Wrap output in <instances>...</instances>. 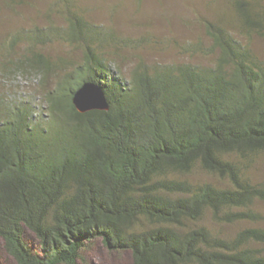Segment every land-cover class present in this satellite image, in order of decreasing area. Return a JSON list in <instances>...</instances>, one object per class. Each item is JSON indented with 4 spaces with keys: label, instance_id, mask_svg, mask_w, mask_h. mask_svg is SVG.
I'll list each match as a JSON object with an SVG mask.
<instances>
[{
    "label": "trees",
    "instance_id": "1",
    "mask_svg": "<svg viewBox=\"0 0 264 264\" xmlns=\"http://www.w3.org/2000/svg\"><path fill=\"white\" fill-rule=\"evenodd\" d=\"M229 3L234 28L206 19L209 43L182 48L211 64L126 63L128 40L73 13L4 37L0 80L42 89L40 107L0 94V245L16 264H78L98 241L131 264H264V0ZM57 40L82 52L60 73L41 51ZM88 82L110 110L76 109Z\"/></svg>",
    "mask_w": 264,
    "mask_h": 264
},
{
    "label": "rangeland",
    "instance_id": "2",
    "mask_svg": "<svg viewBox=\"0 0 264 264\" xmlns=\"http://www.w3.org/2000/svg\"><path fill=\"white\" fill-rule=\"evenodd\" d=\"M71 13L128 40V45H119L126 63L142 57L150 63L211 64V58L185 53L182 48L199 40L209 43L203 26L206 19L222 20L230 28H234L236 24L229 0H16L13 4L8 0H0V43L6 35L21 30L47 28L51 25L64 27L68 24ZM252 45L264 59V40L255 38ZM76 46L57 40L48 43L41 51L57 62L60 73L59 71L68 68V63H77L82 59V52ZM26 47L23 43L17 46L15 52L18 57L25 53ZM113 51L108 49L106 52L111 54ZM41 92L40 76L37 75L0 80V94L6 95L8 100L30 101L29 103L40 107ZM253 176L256 181L264 183V159L253 169ZM190 178L199 182L212 181L210 176L200 170ZM257 207L264 214V204L259 203ZM238 229L237 226H228L225 232L234 233ZM26 238L32 244L37 243L30 232H27ZM131 262L130 253L110 252L102 241H98L95 249L86 255V261H79L78 264ZM0 264H16L5 253L2 245Z\"/></svg>",
    "mask_w": 264,
    "mask_h": 264
},
{
    "label": "water",
    "instance_id": "3",
    "mask_svg": "<svg viewBox=\"0 0 264 264\" xmlns=\"http://www.w3.org/2000/svg\"><path fill=\"white\" fill-rule=\"evenodd\" d=\"M73 103L76 109L85 114L91 110H110V104L105 91L98 84L88 82L74 95Z\"/></svg>",
    "mask_w": 264,
    "mask_h": 264
}]
</instances>
